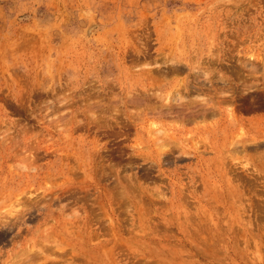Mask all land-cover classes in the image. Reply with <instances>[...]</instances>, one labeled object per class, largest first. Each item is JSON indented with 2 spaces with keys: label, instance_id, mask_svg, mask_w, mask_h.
Returning a JSON list of instances; mask_svg holds the SVG:
<instances>
[{
  "label": "rangeland",
  "instance_id": "1",
  "mask_svg": "<svg viewBox=\"0 0 264 264\" xmlns=\"http://www.w3.org/2000/svg\"><path fill=\"white\" fill-rule=\"evenodd\" d=\"M0 264H264V0H0Z\"/></svg>",
  "mask_w": 264,
  "mask_h": 264
}]
</instances>
